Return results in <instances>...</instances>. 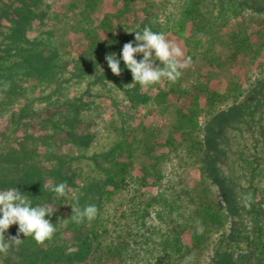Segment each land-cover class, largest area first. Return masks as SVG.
Wrapping results in <instances>:
<instances>
[{
	"label": "trees",
	"instance_id": "1",
	"mask_svg": "<svg viewBox=\"0 0 264 264\" xmlns=\"http://www.w3.org/2000/svg\"><path fill=\"white\" fill-rule=\"evenodd\" d=\"M58 1L0 0V118L8 116L3 129L0 122V189L18 188L33 206L54 205V214L46 218L56 228L53 237L43 244L20 234L23 242L7 255L0 253V264H202L207 251L224 244L229 252L231 247L239 250L242 242L254 254L262 255L264 214L260 205L264 203V184L257 181L251 180L243 199L252 228L246 225L241 231L236 229L229 239L217 237L220 232L225 235L231 214L206 168L210 145L201 133L200 117L214 115L233 98L243 110V133L248 134L251 151L256 152H248L244 144L235 153L247 162L252 178L260 174L256 160L260 153L258 133L264 125V97L247 92L249 76L230 75L225 79L221 75L229 59L236 62L242 56L254 60L261 57L264 12L249 10L247 2L229 6L227 11L219 7L226 16L224 27H230L233 51L227 58L205 42L219 24V15L213 10L220 0H156L140 15L134 0H72L70 8L79 10L83 26L73 25L74 45L59 50L55 35L58 23L67 17L64 9L58 8ZM103 2L111 10L98 20L97 8ZM155 8L164 11L171 22L176 38L173 42L184 53L181 59H200L202 63L192 71L189 63L175 82L164 78L142 88L139 83L131 85L133 75L123 60L122 73L117 76L105 57L111 53L120 57L123 45L134 41L135 32L129 31L138 30L133 27L138 18L155 31L151 14ZM60 30L68 35V29ZM136 58L143 56L137 54ZM70 64L73 68L66 76ZM256 68L264 75V59ZM87 77L91 80L84 92L73 94L69 85L80 84ZM150 87L157 90L154 97L148 94ZM119 89L138 109L170 112L172 125L114 128L112 120H105L99 100L101 96L111 100L113 116L119 110ZM85 94L91 98L87 100ZM41 107L46 114L37 125L46 132L32 134L28 128L41 117ZM87 120L97 126L96 132H88L89 141L79 142L78 124ZM103 129L114 137L104 142ZM59 133L84 149L82 155L63 157L55 151L54 146L61 142L52 137ZM95 141L101 144L97 151L92 150ZM158 146L169 151H159ZM138 155L148 158L149 163L138 162ZM174 155L180 160L181 171L171 178L169 161ZM196 166L200 184L190 186L184 173ZM60 182L67 183L69 198H57L43 189L44 183ZM248 201H252L250 206ZM63 202L69 204L68 215L59 210ZM90 204L98 210L93 220L85 218L76 223L71 219L72 206ZM107 207L114 213L105 218L102 214ZM115 213L119 216L114 219ZM69 232L73 242L67 239ZM17 233L18 224H14L5 238ZM246 262L235 260L232 264H249Z\"/></svg>",
	"mask_w": 264,
	"mask_h": 264
},
{
	"label": "rangeland",
	"instance_id": "2",
	"mask_svg": "<svg viewBox=\"0 0 264 264\" xmlns=\"http://www.w3.org/2000/svg\"><path fill=\"white\" fill-rule=\"evenodd\" d=\"M115 0H107V2H113ZM120 1V0H119ZM218 1V0H217ZM70 2L72 0H60L56 4L58 8L64 9V13L66 14L67 18H64L62 21L58 23V30L55 35L56 45L58 46L59 50H63L67 46L74 45L75 36L73 35L72 26L75 25L78 28L82 27L81 15L79 10L75 9L72 10L70 8ZM156 0H134L133 6L135 11L140 15L142 14L143 8L147 4L154 5ZM219 5L214 6V14L219 15L218 23L214 26L215 33H210L205 38L206 43H211L215 46V52L219 55L226 56L227 58L230 57L233 47L229 43L228 33L230 27H224L226 16L223 13H220L218 10L219 7L225 9L227 11L230 7L234 4H246L249 10H256L258 12H264V0H220ZM158 4V3H157ZM218 4V3H217ZM110 5L106 2L100 4L97 8V18L98 20L101 19L106 13L109 11ZM152 20L154 22V32L163 33L167 40L173 42L176 40L175 34L173 32L172 24L168 20L166 14L161 9H153L151 10ZM221 14V15H220ZM138 16V15H137ZM146 14L143 11V17L146 18ZM216 17V16H215ZM139 21V22H138ZM234 22V18H232L229 22L231 25ZM133 27L142 31L144 26V19L138 18L135 20ZM62 30H69L68 35H64ZM214 36V38H213ZM78 48L73 49L74 52H77ZM117 59H120L119 55L117 54ZM264 59V51L261 54L259 59H248L245 57H240V59L236 62L228 60V64L225 67L221 77L225 78L230 75H238V76H249V79L246 80V88L247 92L255 91L257 97H264L262 93H264V75L261 71H258L256 65L258 62ZM191 60V59H190ZM193 61V60H191ZM198 63H202L200 59L190 62L191 64V71L194 70ZM73 68V65H69L68 70L64 72L67 76L69 71ZM86 68V67H85ZM103 68V67H102ZM91 79L89 77L83 79V82L80 84H73L69 85L73 91V94L80 95L84 92L86 85ZM98 86L95 87V91L97 90ZM156 88L150 87L148 88V94L151 97H154L156 94ZM118 95L117 101L119 110L114 112L112 116V102L107 96H101L99 100L100 104L104 109V114L106 116V121H113L114 128L121 129L123 127H127L129 129L139 127L143 124H156V125H164L167 124L168 126L172 125V115L170 112H166L164 114L149 111L147 107H142L138 109L135 107L130 99H127L121 89L119 92L116 93ZM85 98L89 100L91 98L90 95L85 94ZM243 100V96L240 97V101ZM22 100L21 102H23ZM237 103V102H236ZM234 99L231 98L222 107H220L214 115H202L200 117L201 121V133L208 141L210 147L207 150L206 154V168L210 171L212 175V179L215 181V187L221 192L222 197L224 199V205L231 214V220L228 224L227 228L224 229L225 235H222L220 232L217 237L221 240L229 239L230 236L235 232L237 229L241 231L246 225L249 229L252 228L251 224V217L249 215V208L246 206L245 201L243 200L247 195V188H249V184L252 181H257L259 184H264V125L261 128L260 133H258L259 142V149L260 153H257V160L259 167L257 170H261L258 176L255 175V178H252V174L248 169V164L242 158L238 157L235 153L236 149L242 148L244 144L248 145V152L252 150L251 139L247 133H243V124H242V108L236 104ZM264 110V106L262 108ZM39 114L41 117L34 122L29 129V132L32 134H36L37 132L45 133L46 131L41 128V126L37 125L41 119L45 116V110L43 107L40 108ZM260 115V114H259ZM8 121V116H4L0 118V122L4 125ZM264 123V121H263ZM105 128L104 126H101ZM97 126L93 123L92 120H87L85 123L78 124V134L80 135L81 141L79 142H87L90 140V136L88 132H96ZM1 130V129H0ZM104 130V129H103ZM102 134L104 142L108 139H112L114 134L109 133V131H105ZM67 136L65 133H59L52 137V140L61 142L59 146H54L55 151L61 154L63 157H76L82 155L84 149L78 148L76 144L69 142L66 138ZM247 139V140H246ZM101 144L99 141L94 142L93 151L98 150ZM157 149L159 151H169V148L165 146H158ZM91 150V151H92ZM255 152V150L251 151ZM256 153V152H255ZM138 162H142L145 164L149 163V159L143 156L138 155ZM59 160L55 162L58 163ZM169 174H171V178H175L178 172L181 171V164L180 160L177 156H172V159L169 161ZM104 163V162H103ZM183 163V162H182ZM45 165L49 166V162H45ZM171 172V173H170ZM184 175L187 177L190 186H194L196 184H200V171L198 167H191L186 169ZM254 177V176H253ZM255 179V180H254ZM50 181V180H48ZM83 183L80 184V188H82ZM144 190H149V188H144ZM73 193V192H72ZM75 196V194H72ZM83 200V199H82ZM81 203V202H80ZM83 203V201H82ZM85 204V202H84ZM252 201H248V205L250 206ZM54 207V205H53ZM262 208V213L264 214V203L260 205ZM69 204L68 202H63L60 205V212H64L65 215H68ZM73 210V209H72ZM113 211L109 207L103 210L102 216L107 218L110 215H113ZM116 216H119L115 213L114 219ZM111 219V217L109 218ZM263 226H264V219H263ZM72 233H68L67 239L70 242H73ZM242 249L237 250L234 247H231V252H229V246L224 244V246L220 249L214 248V250L207 251L202 259V264H216L217 260L220 264H232V261L240 260V261H247L246 263L249 264H264V250L263 254L259 255L258 253H253L250 248L246 246V243L242 242ZM234 249V250H233ZM218 254L217 256H215ZM227 256H230L227 258ZM232 257V259H231ZM107 264V263H106Z\"/></svg>",
	"mask_w": 264,
	"mask_h": 264
},
{
	"label": "clouds",
	"instance_id": "3",
	"mask_svg": "<svg viewBox=\"0 0 264 264\" xmlns=\"http://www.w3.org/2000/svg\"><path fill=\"white\" fill-rule=\"evenodd\" d=\"M134 41L123 45L120 59L115 53L107 54L105 59L111 71L119 76L122 73L120 62L123 60L127 69L133 75L131 85L139 83L142 88L159 83L166 78L175 82L182 74L181 70L190 63V58L182 60V49L166 39L163 33H157L145 26L142 31L135 30ZM142 54V59H137ZM156 61H159L158 65ZM43 189L55 194L57 198H69L70 193L66 182L58 184H43ZM71 219L81 223L85 218L91 221L97 215L95 205H86L83 208L73 207ZM55 209L50 206H33L32 200L18 188L0 189V253L7 255L13 246H19L24 237H32L38 244L51 239L56 228L50 219ZM18 224L16 236H7L5 233L10 226Z\"/></svg>",
	"mask_w": 264,
	"mask_h": 264
}]
</instances>
